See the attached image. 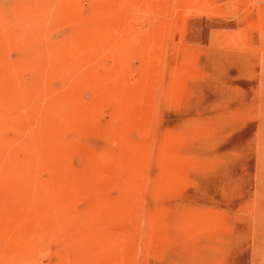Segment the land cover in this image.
I'll return each instance as SVG.
<instances>
[{
  "label": "rangeland",
  "instance_id": "rangeland-1",
  "mask_svg": "<svg viewBox=\"0 0 264 264\" xmlns=\"http://www.w3.org/2000/svg\"><path fill=\"white\" fill-rule=\"evenodd\" d=\"M63 1L0 0V264H264V0Z\"/></svg>",
  "mask_w": 264,
  "mask_h": 264
},
{
  "label": "bare ground",
  "instance_id": "bare-ground-1",
  "mask_svg": "<svg viewBox=\"0 0 264 264\" xmlns=\"http://www.w3.org/2000/svg\"><path fill=\"white\" fill-rule=\"evenodd\" d=\"M40 1V0H39ZM55 1H57V0H55ZM60 0H58V2H59ZM65 1V0H64ZM63 1V2H64ZM68 1V0H67ZM71 1H73V0H71ZM100 1V0H99ZM130 1V0H129ZM134 1V0H133ZM132 1V2H133ZM48 2V1H47ZM53 2V1H52ZM75 2H76V0H75ZM102 2H104L103 0H101V3H99L101 6L103 5L104 6V4H102ZM118 2V1H117ZM117 2H115V3H117ZM121 2V1H120ZM132 2H131V4H132ZM46 3V2H45ZM53 3H55V2H53ZM72 2H70V4H71ZM135 3V2H134ZM43 4V3H42ZM49 4V3H48ZM55 4H58L57 2L55 3ZM65 4V3H64ZM74 5V4H73ZM72 5V6H73ZM75 5H76V3H75ZM114 5V4H113ZM130 5V4H129ZM41 6V5H40ZM52 6V5H51ZM64 6H66V5H64ZM79 6V5H78ZM115 6V5H114ZM76 7V6H75ZM106 7H109V6H106ZM38 8V7H37ZM56 8H58V6L57 7H55V9ZM97 8V7H96ZM102 9H103V7H101ZM115 8V7H114ZM118 8V7H117ZM117 8H115V9H117ZM134 8H135V6H134ZM74 8H72V9H70V11L71 10H73ZM84 9V8H83ZM101 9V10H102ZM119 9H120V7H119ZM132 9V8H131ZM61 10V9H60ZM76 10V9H75ZM81 10H82V8H81ZM101 10H97V11H101ZM122 10H123V8H122ZM36 11V10H35ZM40 11H41V9H40ZM54 11V10H53ZM64 11V10H63ZM96 11V10H95ZM107 11V10H106ZM110 11V10H109ZM113 11V10H112ZM77 12H78V10H77ZM79 12H80V10H79ZM83 12H84V10H83ZM82 12V13H83ZM102 12V11H101ZM104 12V11H103ZM121 13L123 12V11H120ZM125 12V11H124ZM39 13V12H38ZM45 13H46V11H45ZM44 13V14H45ZM57 13V12H56ZM62 13V12H61ZM66 13V12H65ZM64 13V14H65ZM69 13H71V12H69ZM74 13V12H73ZM81 13V12H80ZM86 13V12H85ZM92 13V12H91ZM98 13V12H97ZM105 13V12H104ZM106 13H108V12H106ZM126 14L125 15H127V12H125ZM136 13V12H135ZM63 14V13H62ZM68 14V13H67ZM84 14V13H83ZM89 14V13H88ZM109 14V13H108ZM108 14H106V15H108ZM113 14V13H112ZM116 14V13H115ZM39 15H40V13H39ZM69 15H71V14H69ZM78 15H79V13H78ZM101 15H103V14H100V16ZM111 15V14H110ZM114 15V14H113ZM61 16V15H60ZM67 16V15H66ZM83 16V15H82ZM85 16V15H84ZM46 17V16H45ZM81 17V16H80ZM79 17V18H80ZM98 17V16H97ZM104 17V16H103ZM106 17V16H105ZM108 17V16H107ZM119 17V16H118ZM120 17H122L121 15H120ZM72 18H73V16H72ZM74 18H77L76 17V15L74 16ZM82 18V17H81ZM110 18V17H109ZM88 19V18H87ZM91 19H92V16H91ZM90 19V20H91ZM99 19V18H98ZM98 19H96V20H98ZM101 19H104V18H102L101 17ZM116 19V18H115ZM105 20V19H104ZM106 20H109L108 18H106ZM117 20V19H116ZM87 21H89V20H87ZM111 21V20H110ZM83 22H85V20L83 21ZM90 22V21H89ZM93 21L91 20V23H92ZM100 22H103L102 20L100 21ZM189 22V21H188ZM82 23V22H81ZM98 23V28L100 27L99 25V21L97 22ZM106 23V22H105ZM87 24H89V23H87ZM107 24V23H106ZM111 25V24H110ZM198 25H199V23H198ZM198 25H197V27H198ZM81 26V25H80ZM187 26V25H186ZM40 27V26H39ZM86 27V26H85ZM191 27V26H190ZM42 28V27H41ZM78 28H79V26H78ZM80 28H82V27H80ZM84 28V27H83ZM82 28V29H83ZM193 28V27H192ZM194 28H196V26L194 27ZM43 29V28H42ZM120 29V28H119ZM177 29V28H176ZM198 29H199V27H198ZM85 30V29H84ZM94 29H93V27H92V31H93ZM99 30V29H98ZM195 30V29H194ZM86 31V30H85ZM192 31H193V29H192ZM191 31V32H192ZM39 32H41V31H39ZM195 32H196V30H195ZM198 32V31H197ZM38 33V32H37ZM93 33V32H92ZM96 33H98V31L96 32ZM193 33V32H192ZM216 33H218V32H216ZM39 34V33H38ZM84 34H86V33H84ZM87 34H88V31H87ZM195 34V33H194ZM95 35V34H94ZM93 35V36H94ZM97 35V34H96ZM215 35V34H214ZM216 35H218V34H216ZM90 36V38H91V36L92 35H89ZM92 36V37H93ZM201 36V35H200ZM86 37V36H85ZM190 37H192L191 35H190ZM197 37H198V35H197ZM74 38V37H73ZM81 39V38H80ZM80 39H78V40H80ZM197 39H199V38H197ZM83 40V39H82ZM90 40V39H89ZM88 40V41H89ZM96 40H97V37H96ZM75 41V40H74ZM87 41V40H86ZM94 41V40H93ZM90 42H92V41H90ZM195 42V41H194ZM71 44H72V42H70ZM77 43V42H76ZM189 44V43H188ZM199 44V43H198ZM76 45V44H75ZM77 45H78V43H77ZM93 46V45H92ZM190 47H192L191 46V44H190ZM72 48V47H71ZM80 48V47H79ZM84 48H85V45H84ZM189 48V47H188ZM202 48V47H201ZM206 48V47H205ZM78 49V48H77ZM81 49V48H80ZM85 49H87V48H85ZM197 49H198V47H197ZM197 49H195L194 48V51H192L193 52V54H194V52H195V54L194 55H196V52L197 51H195V50H197ZM200 49V48H199ZM59 50V49H58ZM69 50H70V48H69ZM83 50V49H82ZM192 50H193V47H192ZM209 50V49H208ZM41 51V50H40ZM52 51V50H51ZM50 51V52H51ZM73 51V50H72ZM79 51V50H78ZM85 51V50H84ZM199 51H201L202 52V50H199ZM198 51V52H199ZM82 52V51H81ZM92 52V51H91ZM189 52H191V48H190V50H189ZM197 52V53H198ZM41 53V52H40ZM74 53V56L73 57H75V55L78 53H76L75 54V52H73ZM84 53V52H83ZM79 54V53H78ZM190 53H188V55L187 56H192V55H189ZM192 54V53H191ZM199 54L200 53H198V56H199ZM202 54H203V52H202ZM204 55H205V53H204ZM201 56H203V55H201ZM82 57V56H81ZM194 57V56H193ZM196 58H197V56H195ZM194 57V58H195ZM192 57H189V59H191ZM203 58V57H202ZM78 59V58H77ZM187 59V58H186ZM193 59V58H192ZM232 59V58H231ZM195 59H193V61H194ZM212 60H214L213 58H212ZM215 61V60H214ZM189 62H192V60L191 61H189ZM189 62L185 65V66H187L188 64H189ZM195 62H197L196 64L194 63V65L196 66V70H195V72H194V76H192V81L194 82H192V86H193V90H195L196 91V86H198L199 85V87H198V89L200 88V83H199V79H200V76L202 77V75H203V71L205 70V66H202V64H201V62H200V59L198 60L197 59V61L195 60ZM222 62H224V61H222ZM225 62H227L226 60H225ZM221 63V62H220ZM237 63V62H236ZM224 64H227V63H224ZM191 66H193L192 64H190ZM189 65V66H190ZM190 66V67H191ZM194 66V67H195ZM223 66H225V65H223ZM229 66V65H228ZM226 67H227V65H226ZM116 68V67H115ZM187 68H188V66H187ZM229 68V67H228ZM190 69V68H189ZM192 69V68H191ZM226 69V68H225ZM230 69H232L231 67H230ZM188 70V69H187ZM229 70V69H228ZM232 70H234V68L232 69ZM190 71V70H189ZM206 71V70H205ZM231 71V70H230ZM229 71V72H230ZM192 72V70L190 71V73ZM192 72V73H193ZM228 74V73H227ZM209 75H211V74H209ZM198 77H199V79H198ZM205 77V76H204ZM202 79H203V77H202ZM229 80V79H228ZM189 81V80H188ZM233 81V80H232ZM201 82V81H200ZM131 84H133V83H131ZM233 84V83H232ZM187 86H189V85H187ZM228 86V85H227ZM226 86V87H227ZM233 87V86H232ZM234 88H235V86H234ZM197 89V90H198ZM238 89V88H237ZM192 91V90H191ZM199 91V90H198ZM233 91H234V89H233ZM232 91V92H233ZM240 91V90H239ZM197 92V91H196ZM231 93V92H230ZM242 93V92H241ZM243 95H244V93H243ZM198 96V95H197ZM228 96H230V95H228ZM190 98V97H189ZM234 98V97H233ZM248 98V97H247ZM72 101V100H71ZM196 101V100H195ZM144 103V102H143ZM143 103H141L142 105H143ZM85 104V103H84ZM196 105V104H195ZM78 106V105H77ZM58 107H60V106H58ZM75 107H76V105H75ZM248 107V106H247ZM194 108V107H193ZM196 108V107H195ZM241 108V107H240ZM245 108V107H244ZM55 109V108H54ZM88 109V108H87ZM213 109V108H212ZM231 109V108H230ZM246 109V108H245ZM244 109V110H245ZM56 110V109H55ZM58 110H59V108H58ZM66 110H68L67 109V107H66ZM66 110H65V112H66ZM199 110H201V109H199ZM248 110V109H247ZM60 111V110H59ZM81 112V111H80ZM248 112V111H247ZM245 113V112H244ZM223 115V114H222ZM61 116V115H60ZM196 116H199V115H196ZM65 117V116H64ZM213 117V116H212ZM68 118V117H67ZM193 119L195 118V117H192ZM66 119V118H65ZM71 119V118H70ZM192 119V120H193ZM61 120V119H60ZM67 120V119H66ZM195 120V119H194ZM200 121V116H199V119H197L196 120V122H199ZM249 121V120H248ZM195 122V123H196ZM245 122V121H244ZM243 124V123H242ZM246 123H244L243 124V126H241V127H244V125H245ZM45 125H47V123L45 124ZM241 125V124H240ZM201 126H200V123H197V125L196 126H194V128L193 127H188V135H189V138L190 139H188V144L189 145H192V147L195 149L196 147H198V145H199V140H198V135H199V132H200V128ZM244 128H246V127H244ZM192 129V130H191ZM248 128H246V130H247ZM245 130V129H244ZM243 130V131H244ZM188 167V169H189V171L191 172L192 171V173H191V175L189 176V179L188 180H190V181H192V179L193 178H198V164L197 163H189V165L187 166ZM229 168V167H228ZM222 174V173H221ZM220 174V175H221ZM222 176V175H221ZM193 177V178H192ZM239 175L237 176V173H236V175H235V177L232 175V173L229 171V170H227V171H224V175L221 177V192H222V196H221V198H220V205H222V209L223 208H225V210H226V213H227V216L228 217H230V215L232 214V215H235V212H237L238 210H239V208L237 207L238 206V203H237V205H236V208H235V206H234V202L232 201V190L234 189V193H235V195H237V193H239L240 194V192L239 191H237V193H236V190H235V188L237 187L238 188V186L237 185H239V184H237V183H239L238 181H239ZM237 179H238V181H237ZM244 182V181H243ZM241 183H242V181H241ZM243 184V183H242ZM244 184H245V182H244ZM246 184H248V183H246ZM234 186H236V187H234ZM234 187V188H233ZM243 187H245V185L243 186ZM243 187H241L240 186V188L242 189ZM248 187V186H247ZM246 188V187H245ZM249 189V188H248ZM238 190H239V188H238ZM244 190V191H243ZM243 190H242V192H241V197H243V195H244V192L247 190H245L244 188H243ZM245 193H247V192H245ZM248 194H250V193H248ZM235 195H233L234 197H236ZM247 196V194H245V197ZM237 198V197H236ZM235 198V199H236ZM247 198V197H246ZM245 198V199H246ZM238 200V199H237ZM243 201H244V199H242ZM249 200V199H248ZM248 203V202H247ZM235 204H236V202H235ZM243 205L245 204V203H242ZM241 204V205H242ZM240 206V205H239ZM244 206H246V204L244 205ZM243 206V207H244ZM243 207H241V208H243ZM251 207V206H250ZM240 208V209H241ZM248 208H249V206H248ZM252 208V207H251ZM221 209V210H222ZM242 211H244V209H241ZM245 210H246V208H245ZM250 211H251V209H250ZM247 213V212H246ZM249 213V212H248ZM251 213V212H250ZM249 213V214H250ZM242 214V213H241ZM243 214H245L244 212H243ZM242 214V215H243ZM246 215V214H245ZM226 216V215H225ZM237 216H238V212H237ZM232 217V216H231ZM236 217V216H235ZM240 218H241V216H239ZM239 217H237V220H239L238 218ZM263 217V216H262ZM234 218V217H233ZM232 218V219H233ZM243 218L245 219V217L243 216ZM242 218V219H243ZM247 218L249 219V217L247 216ZM235 220H236V218H234ZM242 219H240V222H241V220ZM243 219V222L245 221L246 222V224H247V221L246 220H244ZM237 220H236V222H237ZM233 221V220H232ZM250 221V220H249ZM248 221V222H249ZM236 222L234 223V225L236 224ZM233 223V222H232ZM238 225H240L239 223H237ZM243 224V223H242ZM245 225V224H244ZM236 226V225H235ZM235 226H234V228H233V224H232V229H234L235 230V233L237 232L236 231V228H235ZM247 226V225H246ZM250 226V225H249ZM240 227L242 228V225L241 226H239V229H240ZM251 228V227H250ZM238 229V228H237ZM245 229V228H244ZM242 230H243V228H242ZM248 230V229H247ZM250 230V229H249ZM248 230V231H249ZM231 231H233V230H231ZM240 232H242L241 230H240ZM245 232V231H244ZM243 233V232H242ZM242 233H240L241 235H242ZM246 233V232H245ZM234 234V233H233ZM233 234H231V236L233 235ZM249 234V233H248ZM247 234V235H248ZM236 236H237V234H236ZM235 236V237H236ZM240 237V236H239ZM242 237V236H241ZM246 237V236H245ZM232 238H234V235H233V237ZM243 238H244V235H243ZM241 239V240H244V239ZM239 238H238V236H237V240H238ZM246 239H247V237H246ZM233 240V239H232ZM236 239H235V241H237ZM234 241V240H233ZM237 242H239V241H237ZM235 243L234 242V244H239V243ZM241 242V241H240ZM244 242V241H243ZM242 242V243H243ZM241 244V243H240ZM239 244V245H240ZM245 244V243H244ZM242 245V244H241ZM238 247V246H237ZM236 247V248H237ZM236 248H235V250H236ZM241 249V248H240Z\"/></svg>",
  "mask_w": 264,
  "mask_h": 264
}]
</instances>
